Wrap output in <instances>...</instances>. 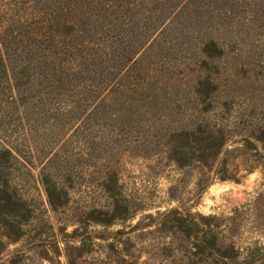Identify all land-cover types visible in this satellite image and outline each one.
Wrapping results in <instances>:
<instances>
[{
    "label": "rangeland",
    "instance_id": "rangeland-1",
    "mask_svg": "<svg viewBox=\"0 0 264 264\" xmlns=\"http://www.w3.org/2000/svg\"><path fill=\"white\" fill-rule=\"evenodd\" d=\"M227 26L222 55H197L196 32L153 47L165 65H130L111 104L132 119H63L61 103L1 119L16 159L0 169V264H264V28ZM199 125L221 139L203 157L177 138Z\"/></svg>",
    "mask_w": 264,
    "mask_h": 264
},
{
    "label": "trees",
    "instance_id": "trees-1",
    "mask_svg": "<svg viewBox=\"0 0 264 264\" xmlns=\"http://www.w3.org/2000/svg\"><path fill=\"white\" fill-rule=\"evenodd\" d=\"M228 24L264 28V0H0V121L14 119L21 108L19 115L28 116L55 103L62 104L63 119L82 123L132 119L134 111L126 110L133 103L121 97L111 104L115 89L124 91L117 82L130 65L144 53L145 59L158 61L155 65H165L167 56L151 55L153 47L162 43L169 49L196 32L197 55H222L213 37L226 32ZM134 81L128 91L144 84ZM213 133L199 125L177 138L191 140L193 152L203 157L221 141ZM259 133L256 140L264 150V128ZM171 152L177 164L185 165V147ZM14 159L12 149H0V169H10ZM6 188L9 180L0 178V193L9 198ZM14 205L22 210L19 199ZM209 234L208 247L215 250L218 239ZM232 253L234 248L226 249L224 258L233 261Z\"/></svg>",
    "mask_w": 264,
    "mask_h": 264
}]
</instances>
